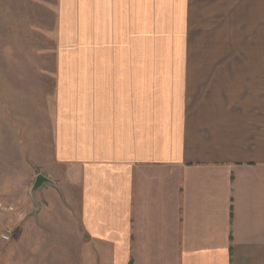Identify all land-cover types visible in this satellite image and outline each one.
I'll return each instance as SVG.
<instances>
[{"label":"crops","instance_id":"1","mask_svg":"<svg viewBox=\"0 0 264 264\" xmlns=\"http://www.w3.org/2000/svg\"><path fill=\"white\" fill-rule=\"evenodd\" d=\"M87 8L88 58L58 61L40 190L78 213L72 264H264V0ZM197 45L215 56L186 58ZM33 256L0 264L49 259Z\"/></svg>","mask_w":264,"mask_h":264},{"label":"rangeland","instance_id":"2","mask_svg":"<svg viewBox=\"0 0 264 264\" xmlns=\"http://www.w3.org/2000/svg\"><path fill=\"white\" fill-rule=\"evenodd\" d=\"M78 2L73 20L65 15L77 27L61 29V0H0V235L9 225L31 222L26 243L12 245L20 236L16 226L9 242L0 240V253L28 250L49 258L32 264H72L78 250L71 242L78 213L34 189L53 151L58 61L88 58L87 0ZM213 55L197 45L186 58Z\"/></svg>","mask_w":264,"mask_h":264},{"label":"built area","instance_id":"3","mask_svg":"<svg viewBox=\"0 0 264 264\" xmlns=\"http://www.w3.org/2000/svg\"><path fill=\"white\" fill-rule=\"evenodd\" d=\"M22 217H23L22 214L19 215V219ZM14 232H15V228L13 226H11V225L7 226L5 228V230L3 231V233L1 234V240L3 242H9L11 240Z\"/></svg>","mask_w":264,"mask_h":264},{"label":"water","instance_id":"4","mask_svg":"<svg viewBox=\"0 0 264 264\" xmlns=\"http://www.w3.org/2000/svg\"><path fill=\"white\" fill-rule=\"evenodd\" d=\"M45 184H51V185L55 186L54 182H52L51 180L47 179L46 177L40 176L37 179V181H36L34 189L37 188V187H42Z\"/></svg>","mask_w":264,"mask_h":264}]
</instances>
